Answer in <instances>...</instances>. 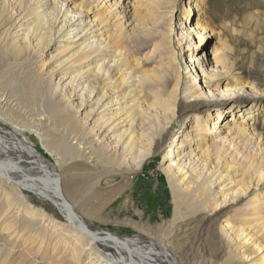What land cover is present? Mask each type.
<instances>
[{
	"label": "bare ground",
	"instance_id": "bare-ground-1",
	"mask_svg": "<svg viewBox=\"0 0 264 264\" xmlns=\"http://www.w3.org/2000/svg\"><path fill=\"white\" fill-rule=\"evenodd\" d=\"M146 1L82 0L73 6L71 0H0V44L27 58L36 49L51 56L41 61L44 81L33 86L31 95L58 94L74 113L68 119L69 134L57 137L48 148L62 156L55 165L33 161V148L19 139V129L8 133L13 137L10 144L0 132V178L10 187L38 189L51 197L73 231L42 208L27 204V214L52 224L55 232L61 229L66 237L82 240L76 258L85 264H177L165 246L95 231L77 217L66 198L73 199L83 187L90 195L104 178L138 172L182 115L181 131L162 154L160 169L177 217L183 223L231 207L235 212L243 204L236 215H223L215 230L208 231L209 249L225 252L229 263L264 264V168L242 149L253 147L249 125L260 97L242 78L232 76L233 67L224 65L223 54L211 60L200 52L195 37L201 41L215 35L199 25L202 0L181 6L178 43L184 71L176 50L172 55L161 52L171 45L167 38L172 37L174 20L148 30L140 26L137 10L144 9ZM148 41L153 48L142 59L127 52V45L144 46ZM185 52L190 53L186 58ZM148 63L155 65L144 69ZM244 103L251 104L241 109ZM236 110L238 119L227 121L225 112L234 115ZM188 119L195 126L186 125ZM64 157L83 162L79 168L84 171L71 172L65 196L59 189V172L66 171ZM87 166L90 171H85Z\"/></svg>",
	"mask_w": 264,
	"mask_h": 264
},
{
	"label": "rangeland",
	"instance_id": "rangeland-1",
	"mask_svg": "<svg viewBox=\"0 0 264 264\" xmlns=\"http://www.w3.org/2000/svg\"><path fill=\"white\" fill-rule=\"evenodd\" d=\"M81 1L71 0V4L77 6ZM137 3L143 4V0H138ZM182 3L186 6L188 0H148L144 3L145 8L137 12L141 15L140 26L144 30H148L151 25L174 20L172 37L167 38L171 45L167 49L161 48V52L172 55L176 50L182 66L181 71H184L186 66L182 61L178 43ZM174 9L172 13L171 10ZM202 9L204 16L201 17L199 25L215 35L201 41L195 37L200 52L211 60H214V54H223L224 65L233 67L232 76L242 78L251 92L260 97L254 109L256 111H252L255 119L249 125V131L255 138L251 145L254 148L243 146L242 149L254 154L264 168V0H202ZM101 12L103 10L97 13L98 17L102 16ZM183 46L187 48L186 45ZM152 48V41L145 42L144 46L135 42L127 45V52L142 59ZM36 50L37 55L32 53L27 58L17 52L13 53L3 43L0 44V100L3 101L0 105V132L10 144L13 137L8 133L15 132L14 128L19 129V139L33 148L32 160H45L55 165L62 161V156L48 151V148L57 137L64 138L69 134L68 119H72L74 113L68 111L66 102L58 94L51 92L42 95L40 92V96L31 95L33 86L38 81H44L40 71L41 61L51 57L46 52ZM189 54L185 52V58ZM154 65L148 63L144 69H151ZM181 101H184L183 98ZM250 104H242L241 109ZM232 112H225L227 121L236 118L240 111L236 110L234 115ZM202 115L206 116L204 112ZM189 119L186 125L195 126ZM184 120L179 115L175 125L173 124L171 136L163 137L154 147L152 157L138 172L125 177L104 178L90 195L85 194L83 187L79 195L66 200L75 207L73 210L78 215L76 216L81 217L95 231L112 233L117 237H140L165 246L175 256L177 264H240L237 261L229 263L222 250L218 253L210 251L211 237L208 231L215 230L223 215H236L243 208V204L238 205L235 212V208L231 207L209 217L198 214L183 223L177 217L166 177L160 169L162 154L173 137L181 131ZM64 159L62 166L66 171L59 172V189L65 196V182L71 172L84 171L81 166L83 162H70L65 157ZM90 170V166L85 169ZM95 190L99 191V195H94ZM48 198L51 199L38 189L34 191L30 188L21 190L10 187L0 178V264L84 263L76 258L83 246L82 240L66 237L61 229L55 232L52 224L39 223L36 217L27 214V204L33 208H42L57 223L63 224L64 229L73 231V227L62 216V211Z\"/></svg>",
	"mask_w": 264,
	"mask_h": 264
},
{
	"label": "water",
	"instance_id": "water-1",
	"mask_svg": "<svg viewBox=\"0 0 264 264\" xmlns=\"http://www.w3.org/2000/svg\"><path fill=\"white\" fill-rule=\"evenodd\" d=\"M66 204H67V206H69L68 203H66Z\"/></svg>",
	"mask_w": 264,
	"mask_h": 264
}]
</instances>
